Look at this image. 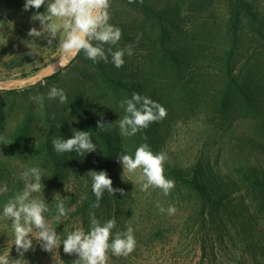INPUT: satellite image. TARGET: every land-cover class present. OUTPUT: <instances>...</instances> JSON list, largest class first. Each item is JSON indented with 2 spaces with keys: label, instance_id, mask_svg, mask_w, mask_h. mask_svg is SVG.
I'll return each mask as SVG.
<instances>
[{
  "label": "trees",
  "instance_id": "16d2710c",
  "mask_svg": "<svg viewBox=\"0 0 264 264\" xmlns=\"http://www.w3.org/2000/svg\"><path fill=\"white\" fill-rule=\"evenodd\" d=\"M25 2L0 0V9L34 16L37 10L25 11ZM219 2L226 8L223 18L214 17ZM120 7L134 12L135 17L124 18ZM45 11L46 5L39 9ZM109 11L110 23L122 30L121 40L112 50L133 49V55L124 56L122 67H115L110 55L108 62H94L81 52L67 67L43 81L0 89V187H8V192L0 195V211L23 190L21 173L39 167L44 189L33 195L48 204L46 218L62 242L73 231L63 228L64 221L89 228V210L97 201L87 173L106 170L113 187L124 189V195L105 192L100 207L94 209L96 217L101 223L115 219L114 232H124L131 225L137 246L127 257L116 259H137L140 245L163 239L168 228L162 222L147 235L135 229V209L138 203L148 202H144L146 192L142 196L137 184L122 178L117 156L121 152L134 155L136 148L147 143L154 153L167 154L165 175L175 181L168 195L159 188L152 190L160 194L162 204L176 203L186 210L187 219L180 229L200 240L202 259L207 257V244L214 249L216 238L225 244L228 236L230 244L226 246L238 249L240 255H234L240 264L242 260L264 264V165L246 158L234 170L226 171L213 152L222 136L218 129L221 123L214 126V139L203 143L193 161L185 163L169 155V136L184 116L195 114L200 106H210V115L220 121H227L241 109L264 131V60L255 52L244 66L239 62L246 46L249 50L257 43L264 48V12L254 0H111ZM30 52L20 47L9 60L0 58L8 78L16 70L28 77L41 69L37 66L26 72L33 61ZM260 56L264 57V52ZM53 86L65 91L67 103L48 98ZM133 93L159 102L167 117L127 137L120 134L115 122L126 114L121 101ZM41 96L42 101L33 99ZM100 120L113 123L111 130L98 131ZM74 129L90 131L97 151L83 156L57 153L52 140L71 138ZM244 142L264 150V142L258 138L249 137ZM60 200L74 211L56 220ZM61 254L64 264H73L63 245Z\"/></svg>",
  "mask_w": 264,
  "mask_h": 264
},
{
  "label": "clouds",
  "instance_id": "9594fccd",
  "mask_svg": "<svg viewBox=\"0 0 264 264\" xmlns=\"http://www.w3.org/2000/svg\"><path fill=\"white\" fill-rule=\"evenodd\" d=\"M135 2L136 0H129V3ZM45 5L46 11L39 12V9ZM110 7L111 0H26L24 10L35 8L37 13L33 18L40 24L39 30L33 27L28 35L47 38L51 46L58 36V30H62L59 47L64 54L70 53L75 56L83 52L86 58L94 62H108L110 55L111 62L115 67L120 68L125 63L124 56L133 55V49L128 46L116 51L112 50V46L117 45L121 40L122 30L110 23ZM104 45L109 47L105 49ZM29 54L34 55L32 52ZM48 98H58L61 103H67L65 91L56 86L50 89ZM33 99L42 101L43 96ZM120 106L125 109L126 114L115 123L118 124L122 136H135L152 123L160 122L167 117L164 106L140 93H133L131 98L121 101ZM112 126L113 123L106 124L103 120L97 122L98 131L107 132ZM52 145L54 150L61 154L75 152L83 156L85 153L97 151V145L93 142L90 131L74 129L71 138H54ZM168 159L164 152L154 153L147 143L136 148L134 155L121 152L117 156V161L123 169L122 178L142 170L146 182L141 185V191H147L151 186L161 189L165 195L175 187V181L165 175L164 165ZM87 175L91 177L92 192L97 201L89 210V228L87 230L83 227L77 228L61 242L60 235L46 218L45 214L49 212L48 204L33 195L44 189L42 169L31 167L21 173L20 179L24 181L23 190L9 199L2 209V218L12 222L14 245L21 258L28 251L34 250V240L39 243L43 251L49 253L63 245L65 254L78 257L73 264H108L110 255L127 257L134 252L137 241L131 225L129 224L124 232H114L117 226L116 220L110 219L101 223L94 211L100 207L99 201L105 192L112 195L119 192L124 195V189L113 187V180L106 170H92ZM7 192V185L0 187V195ZM157 207L160 205L157 204ZM56 209L58 213L55 216L56 220L74 211V208L67 209L63 200L59 201ZM160 210L165 211L162 207ZM176 211L174 206H169L167 209L169 215H174ZM0 264H20V259L10 260L9 253L4 251L0 254Z\"/></svg>",
  "mask_w": 264,
  "mask_h": 264
},
{
  "label": "rangeland",
  "instance_id": "374dc122",
  "mask_svg": "<svg viewBox=\"0 0 264 264\" xmlns=\"http://www.w3.org/2000/svg\"><path fill=\"white\" fill-rule=\"evenodd\" d=\"M254 2L264 12V0H254ZM118 10L125 13L124 18L128 20L135 17L134 12H130V10L122 7ZM216 11L214 17L223 18L226 15V8L220 2L217 5ZM33 17V15L23 12L0 9V58L9 60L18 53L20 47L29 48L34 55L31 57L33 61L26 68V72H30V70L37 66H41L39 70L41 71L64 55L62 49L59 47V37L63 35L62 30H58V36L53 40L51 46H49L47 38H35L28 35L31 28L36 27L38 30L40 29L39 21H36ZM218 21L221 22L220 19ZM57 23L60 22L57 21ZM261 52H264V48L260 44L252 43L249 50H247L246 46L239 61L240 67L244 66L247 58L253 54L264 60V57L260 56ZM38 72L30 74L28 77L34 76ZM21 73L22 71L16 70L8 78V72L2 68L0 63V86L28 78L22 77ZM209 109L210 106L209 108L200 106L195 114L184 116V120H180L179 125L169 136V155L173 158H179L185 163L193 161L203 143L208 141V139H214L213 131L216 129L214 126L221 123L218 129L222 132V136L218 137V143L213 152L214 157L218 159L226 171L230 172L234 170L235 166L245 161L246 158L258 165H264V150L245 145L246 142H244L249 137L258 138L264 142V131L258 128L257 122L252 119V115L243 113L239 109L227 121H220L218 118H212ZM124 177L137 184L138 191L143 196L142 193L144 191H141V185L146 181L142 176V170H137L136 173ZM145 192L144 202H148L138 203L137 206L139 208L135 209V216H137V226L135 229H141L142 233L147 235L155 225L158 226L164 222L163 225L168 228L164 238H154L148 246L144 243L140 245V250L137 252L139 257L137 259H116L117 257L110 255L108 264H240L234 255H240L238 249L232 245L226 246L227 243L230 244L228 236H225V239L228 241L225 244H222L216 238L214 249L207 244V257H205L206 259L203 258V260V249L200 245V240L193 234H189L188 231L185 232L180 229V226H183L187 219L186 210H182L176 203L162 204L160 194L154 192L151 186ZM157 204L160 207H157ZM169 206H174L177 209L174 215L168 214L167 209ZM161 207L165 209L164 212H161ZM143 219L146 220V223ZM11 223V220L2 218L1 210L0 254L7 251L9 259L13 261L20 259V264H64L61 246L60 248L58 246L54 252L49 253L43 251L35 240L34 250L28 251L21 258L14 245V233ZM63 226V228L73 231L79 228L75 221L71 223L64 221ZM208 232L213 233L214 231L208 229ZM72 257L74 260L78 258L75 255H72ZM242 262L246 264L244 260Z\"/></svg>",
  "mask_w": 264,
  "mask_h": 264
},
{
  "label": "water",
  "instance_id": "95a60500",
  "mask_svg": "<svg viewBox=\"0 0 264 264\" xmlns=\"http://www.w3.org/2000/svg\"><path fill=\"white\" fill-rule=\"evenodd\" d=\"M76 56L77 55L73 56L70 53L64 54L59 59L50 64L48 67L39 71L36 75L28 77L22 81L0 86V89L23 88L29 85H34L40 81H43L45 78L63 70L75 59Z\"/></svg>",
  "mask_w": 264,
  "mask_h": 264
}]
</instances>
